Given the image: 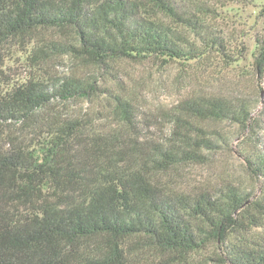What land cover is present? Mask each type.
Returning a JSON list of instances; mask_svg holds the SVG:
<instances>
[{
	"label": "trees",
	"instance_id": "16d2710c",
	"mask_svg": "<svg viewBox=\"0 0 264 264\" xmlns=\"http://www.w3.org/2000/svg\"><path fill=\"white\" fill-rule=\"evenodd\" d=\"M199 23L172 0H0V264H139L144 249L186 259L211 242L227 264H264L263 240L237 238L264 225V194L247 202L234 191H177L164 179L225 139L192 128L210 120L238 127L236 153L264 182V141L253 117L263 100L192 87L171 113L180 129L171 145L146 135L140 121L154 113L141 112L133 94L59 79L45 66L51 51L110 68L121 59L191 60L211 48L231 57L213 35L204 50L196 47L183 27ZM15 46H31L36 72L9 84L3 67ZM252 58L258 89L262 37ZM91 97L101 103L96 113L58 106Z\"/></svg>",
	"mask_w": 264,
	"mask_h": 264
},
{
	"label": "rangeland",
	"instance_id": "374dc122",
	"mask_svg": "<svg viewBox=\"0 0 264 264\" xmlns=\"http://www.w3.org/2000/svg\"><path fill=\"white\" fill-rule=\"evenodd\" d=\"M199 24L183 27L196 47L204 50V41L215 36L218 41L228 43L231 57L224 58L214 48L195 59L185 61L157 62L155 59H121L113 67L86 64L70 54L59 51L48 53L45 66L57 78L81 77L109 87L115 94H133L141 106V112L152 110L151 120H141L147 136L167 144L177 140L174 132L179 127L172 120L171 113L177 102L192 87L202 92L222 90L230 96H252L264 101V82L255 85L251 64L255 53V37L264 39V0H172ZM195 16V17H193ZM168 22L169 19L164 17ZM54 35V32H52ZM215 47V46H213ZM31 46L24 49L15 46L7 53L3 72L9 84L21 82L36 72L30 58ZM240 54V55H239ZM255 86V88H254ZM108 99L110 100L109 95ZM76 114H92L101 108L95 97L71 99L58 105ZM165 108L170 114L159 113ZM145 115V114H144ZM146 117V116H145ZM253 117L260 124L259 134L264 141V108L257 105ZM144 122V123H143ZM198 135L221 133L225 139H218L213 147L204 146L195 161L182 160L172 168L164 179L177 191L193 193L208 189L216 194L240 192L251 199L261 198L264 182L257 179L236 153L238 127L229 122L194 120L192 127ZM231 135V138L228 137ZM238 236L243 241L263 240L264 225L246 235ZM236 238V236H235ZM176 256V255H175ZM173 254L158 249L141 253L139 264H227L220 258L216 243L211 242L189 254L186 259H177ZM140 257V255H139Z\"/></svg>",
	"mask_w": 264,
	"mask_h": 264
}]
</instances>
